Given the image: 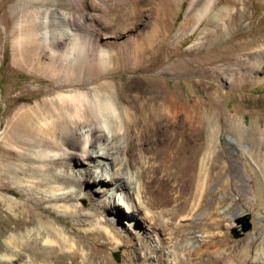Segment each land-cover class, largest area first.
I'll use <instances>...</instances> for the list:
<instances>
[{
	"label": "bare ground",
	"instance_id": "6f19581e",
	"mask_svg": "<svg viewBox=\"0 0 264 264\" xmlns=\"http://www.w3.org/2000/svg\"><path fill=\"white\" fill-rule=\"evenodd\" d=\"M46 1L49 2L50 8L43 9V3ZM108 1L28 0L24 3L21 0H15L10 7L13 15L24 8H32V19L29 21L31 36L37 34L40 14L43 13L41 27L44 30L36 44L48 50L49 55L46 59L45 56H36L31 68L32 72H47L51 79H56L57 84L54 81L56 86L52 85L48 92L57 91V94L42 99L33 107L19 108L13 115V119L6 122V130L1 136L2 143L8 147L10 146L7 144L18 146L20 150H17L16 155L23 164L14 167L10 162L14 156L8 153L1 165L3 163L5 175H10L14 179L19 176H28L33 179L28 186L29 191L32 192L38 186L59 183L58 175L52 173L58 165H62L66 170L68 162L80 163L82 159L95 162L97 164L95 167L98 169L104 162L103 166H109V181L116 186L119 194L118 198L116 196L111 198L112 204L119 210L118 214L125 215L131 222L141 227L145 238L152 237L150 229H155L157 224L165 231L168 223L163 219L167 216L171 215L173 219L183 222L178 229L173 228L161 234L162 239L168 242L158 240L159 249L149 246L147 252L141 257L148 262L150 256H153V264H162L166 244L176 238L194 240V236L191 237L192 234L187 236L185 230L194 231L204 227L209 231H216L221 228V219L217 220L214 213L204 216L198 223L192 222V217L186 214L190 200H199L206 193L212 200L214 199V192L209 191V188L213 182L219 184L216 181L225 169L222 165L208 166V162L214 156L215 143L221 129L215 117L206 116L189 102L178 100L173 90H167L159 82L141 86L132 82L121 89L114 88L108 82H102L93 88H87L114 73L125 72L130 69L129 67L137 68L148 62L158 61L159 56L155 50L168 39V24L172 9L177 3V0H151L148 10L150 14L144 16L141 12L143 3L146 2L144 0H114V4ZM216 1L218 0H192L190 3L192 10L198 8L203 11V15L209 16L205 27L198 30L200 37H197L192 46L194 51L203 50L208 45L222 43L228 32L240 22L242 15L238 16V12L245 11L244 2L232 0L234 9L219 8L211 15V11L217 5ZM238 5L241 6L240 9L237 8ZM109 7L110 10L113 7L120 8L119 11L131 10L133 22L130 24V31L135 32L142 24L146 29H143L145 30L143 33L136 31L138 36L136 37L139 40L128 46L123 45L124 47L118 45L115 52H105L99 46L97 38L90 37L91 34L87 29L81 38L73 37L68 31H66L70 35L68 39L51 41L48 38V16L52 9L99 8L108 12ZM143 18L145 22L142 21ZM63 19H68L67 22L74 20L70 17H63ZM32 39L33 37L30 40ZM23 40L20 38L21 43L19 42L18 46L24 44L25 40ZM234 46L237 48L228 46L225 53L212 55L204 60H170V56L167 55L163 60L165 67L162 73L166 78L187 77L209 71L243 77V75L256 74L264 67V49H262L264 37L241 45L234 44ZM43 58L48 59V62L45 63ZM240 122L235 118L225 120L224 131L237 139L238 147L244 139H249L253 155H257L256 159L260 160L261 155L264 154V132H258L255 129L247 130ZM120 140L124 143L123 147L110 146L111 142ZM101 142L105 144L102 149ZM108 142L109 144H106ZM2 148L3 146L0 145V152L4 151ZM261 149L263 152L260 151ZM118 154L122 155V159L115 157ZM241 155H244L242 151ZM113 168H117L116 171L113 172ZM235 172L240 179H243L244 175L240 168L236 167ZM78 173L81 178L73 181L75 184L89 182L93 177L88 167L80 168ZM143 174L152 178V187L151 184L143 181ZM253 174H250L251 181H259L264 186V163L260 164ZM97 177L104 181L102 176ZM65 180V183H71L69 178ZM170 194L178 202L170 204H173L172 209H166L170 202L168 198ZM27 195L29 196V193ZM68 197L52 195L49 202L68 203L71 201ZM90 200L94 207L93 215L96 216L101 209L99 199L91 198ZM1 202V205L3 204L9 212L17 211V216L13 215L16 218H13L16 230L21 225L39 226L23 233H16L15 229L10 234L4 233L5 231L0 233L5 243V247L0 248V251L6 252L1 255L0 261L10 264L22 259L25 260L24 264H38V262L42 264H103L96 259L106 258L109 246L121 249L131 248L127 242L120 240V232L115 230L113 220L107 222L109 224L101 221L98 227L92 228L88 221L89 216L79 215V209L69 210L65 215L74 222L73 226L89 225L91 227L84 232L74 233V228L67 230L64 227L54 226L53 222L47 220L48 215L47 217L43 213L33 215L38 209L30 207L28 200L19 203L13 197H3ZM142 213L144 216L139 218ZM204 221L211 223L204 225L202 224ZM140 222L144 225L141 226ZM262 233L260 232L258 236ZM158 236H156L157 239H160L159 234ZM205 239L207 240L199 242L198 248L193 250L188 248L185 258L175 264H225L226 256H210L202 248L217 245L219 248L231 249L226 234L223 236L216 234ZM255 241L251 239V244ZM260 244L264 249V238L261 239ZM250 246L237 256L238 260L234 264H248ZM144 250L145 246L141 243L137 249L133 250V258L138 257ZM255 262L262 264L259 261Z\"/></svg>",
	"mask_w": 264,
	"mask_h": 264
},
{
	"label": "rangeland",
	"instance_id": "374dc122",
	"mask_svg": "<svg viewBox=\"0 0 264 264\" xmlns=\"http://www.w3.org/2000/svg\"><path fill=\"white\" fill-rule=\"evenodd\" d=\"M21 1L25 3L28 0ZM144 1L146 2L143 3L144 6L141 12L144 16H147L150 14L148 10L151 0ZM241 1L244 2L245 11H243L244 13L238 12V16L242 15V18L235 25L237 28L235 29L234 26L225 36L226 38L223 39L222 43L208 45L203 50L194 51L192 46L200 37L198 30L205 27L209 16L203 15V11L198 8L192 10L190 8L192 0H177L176 5L172 9V16L168 24V39L162 42L155 50V53L159 56L158 61L156 60L155 63L148 62L137 68L129 67L130 69L125 72L114 73L97 81L93 85L87 86L89 89L102 82H108L114 88L121 89L132 82L137 86L159 82L167 90H173L178 100L187 101L202 111L204 115L215 117V121L217 120L216 123L221 129H219L221 132L215 143L214 156L208 162V166L211 164L222 165L225 169V172L216 181L219 184H214L213 182L209 188V191L214 192V199L212 200L207 193L199 200L192 199L188 203L186 213L190 218L192 217V222L196 223L199 220L201 222L204 216L206 217V215L214 213L217 220L221 219V228L216 231H209L204 227L203 229L198 228L194 231L185 230V234L187 236L192 234L191 237L194 236V240L190 241L186 238L180 240L176 238L171 243L166 244L164 246V255L162 257L164 261L162 264L177 263L185 258L188 248L190 250L198 248L199 242L207 240L205 238H209L210 236H216V234H219V236L226 234V238L231 244V249L211 245L202 248L206 254L214 257L224 255L226 256L224 258L225 264H234L238 260L237 256H240L242 251L251 245L248 264H257L255 261L264 264V249L260 244L261 239L264 238V186L259 181H251L250 178V174H253L256 169L258 170L259 165L264 163V154L261 155L262 158L260 160L256 159L257 155H253L249 139H244L241 146L238 147L237 139L225 132L223 128L225 120L235 118L237 121H241L243 124L240 123L247 130L255 129L258 132H264V67L256 74L243 75V77L239 75L233 76L232 74H217L209 71L207 73L191 74L187 77L176 76L166 78L162 73V69L165 67L163 60L167 55L170 56V60H204L212 55L225 53L228 46L235 49L237 46H234V44L241 45L244 42L256 41L263 38L264 0ZM108 2L110 4L115 3L114 0H109ZM14 3L15 0H0V145L4 148H2L4 151L0 152V165L4 157H7L9 153L11 156H14L10 160L11 164L14 167H18L23 164L16 155L17 150H20L19 147L6 143L10 146L8 147L1 140V136L6 130V122L13 119V115L19 108L33 107L42 99L57 94V91L48 92V89L52 85L56 86L57 80L51 79L47 72H32L31 68L33 66L32 61L36 56H45L44 58L46 59L49 55L48 50L36 44V41L41 39V32L44 30L41 27L43 13L40 14L37 34L31 36V24L29 21L32 19V8H24L21 12H17L18 14L13 15L10 7ZM43 4V9L50 8L49 2L46 1ZM216 4L210 13L211 15L219 8H231V10L235 8L232 0H218ZM237 8L240 9L241 6L238 5ZM63 9H52L49 12L47 30L48 38L51 41L68 39L70 37L68 33L72 34L75 38H81L83 32L87 29L89 30V34H91V38H97L96 40L102 50L105 52H115L116 46H128L139 40L136 31L138 32L139 30L143 33L146 30L142 24L137 27L135 32L130 31V24L133 22L131 10H128L129 12L119 11L120 8L114 9V7L111 10L109 7L110 11L108 12L102 11L99 8H87L85 10L75 8H70L69 10ZM63 17H70L74 20L67 22L66 20L68 19H63ZM142 21L145 22V18ZM143 29L145 30L143 31ZM32 37L33 39L30 40ZM20 38L21 40L24 39L26 43L23 42V45L18 46V43H21ZM259 44L261 45V43ZM44 58L43 61L46 63L48 59L45 60ZM20 59L24 62L22 63ZM106 144H109V142ZM104 145L101 142L100 148L102 149ZM110 146L123 147L124 143L122 140L113 141L110 143ZM241 151L244 153L243 156L241 155ZM260 151L263 152V149ZM115 157L119 160L122 159V155L120 156L119 154ZM2 165L0 166V233L5 231L4 233L10 234L14 229L16 230L14 220L16 218L13 215L17 216V211L11 213L6 210L5 206L1 205L3 197H13L19 203L28 200L30 207L38 209L33 215L40 213H43L46 217L48 215L49 218L47 217V220L53 222L54 226L59 228L64 227L67 230L74 228V233L84 232V230L91 227H98V223L101 221L104 223L106 221L105 224H109L107 222L113 220L115 230L120 232V240L127 242L131 248L121 249L116 248V246H109L106 258L98 257L96 259L99 262L101 261L103 264H153V256H150L149 261L145 262L141 258L142 255L147 252L149 246L159 249L158 240L168 242L162 239V233L169 232L173 228L178 229L179 225L183 224V222H179V219H173L171 215L167 216L163 219L168 223L167 229L164 231L157 224L154 227L155 229H150L152 237L150 239L145 238L141 227L135 225L125 215L118 214L119 210L112 204L111 198L114 196L118 198L119 194L116 186L112 185V182L109 181V166H103L104 162L99 165L98 169L95 167L97 165L95 162L84 161L82 159L80 163L77 161L68 162L66 170H64L62 165H58L52 170V173L58 175L59 183H51L48 186L41 185L34 188L32 192L29 191L30 188L28 186L31 185L30 182L33 179L28 178V176H19L14 179L10 175H5ZM87 167L91 169L93 177L89 182L75 184L73 181L81 178L78 170ZM236 167L240 168V171L243 173V179H240L236 175ZM116 169L113 168V172ZM97 176H102L104 181L99 180ZM65 178H69L71 183H65ZM143 181L149 185L151 184V187L153 186V183H151L153 181L152 178H148L144 174ZM258 183L260 184L258 185ZM27 193H29V196ZM52 195L59 197H68L70 195L68 198L71 201L68 203L59 201L53 204L49 202ZM91 198H98L100 202L101 209L96 216L93 215L94 207L90 200ZM168 198H170V202L166 209H172L173 204H176L178 201L171 194ZM171 203L173 204L170 205ZM134 205H136L135 202ZM75 209H79V215L83 217L89 216L88 221L91 223V227L89 225L73 226L74 222L67 218L65 213ZM30 211H32L31 208ZM143 216L144 214L142 213L139 215V218ZM247 216L249 217L248 222L251 228L244 233L243 218ZM206 223L209 224L211 222H202L204 225ZM140 225L143 226L144 224L140 222ZM38 226L36 224L29 226L21 225L16 230V233L32 231V229ZM260 232L263 233L261 236H258ZM158 234L160 235V239L156 237ZM251 239L256 241L251 244ZM141 243L145 246V250L141 251L138 257L133 258V250L137 249ZM3 247H5L4 238L0 234V248ZM4 254L6 252L0 251V257ZM24 261L22 259L12 264H24ZM0 264L10 263L0 261ZM38 264L42 263L38 262Z\"/></svg>",
	"mask_w": 264,
	"mask_h": 264
},
{
	"label": "water",
	"instance_id": "95a60500",
	"mask_svg": "<svg viewBox=\"0 0 264 264\" xmlns=\"http://www.w3.org/2000/svg\"><path fill=\"white\" fill-rule=\"evenodd\" d=\"M243 221H244V227H243V232L245 233V232H247V231H249L250 230V228H251V226H250V224H249V217L247 216V217H244L243 218Z\"/></svg>",
	"mask_w": 264,
	"mask_h": 264
}]
</instances>
